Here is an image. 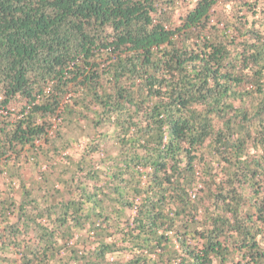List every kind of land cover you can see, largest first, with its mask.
Segmentation results:
<instances>
[{
    "label": "trees",
    "instance_id": "16d2710c",
    "mask_svg": "<svg viewBox=\"0 0 264 264\" xmlns=\"http://www.w3.org/2000/svg\"><path fill=\"white\" fill-rule=\"evenodd\" d=\"M0 264H264V0H0Z\"/></svg>",
    "mask_w": 264,
    "mask_h": 264
}]
</instances>
